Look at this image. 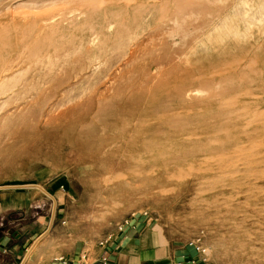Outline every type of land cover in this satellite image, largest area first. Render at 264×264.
<instances>
[{
	"label": "bare ground",
	"instance_id": "obj_1",
	"mask_svg": "<svg viewBox=\"0 0 264 264\" xmlns=\"http://www.w3.org/2000/svg\"><path fill=\"white\" fill-rule=\"evenodd\" d=\"M65 1L66 5L56 11L17 13L7 10L9 4L5 8L8 12H0L1 17L10 18L14 24L16 20L31 22L30 25L50 20L67 22L63 27H55L54 22L55 26L50 27L38 24L31 36H23V32L31 30L22 27L23 35L19 33L22 38L17 42L23 47L11 49L13 63H8V67L5 38H0V87L21 83L19 92L12 90L13 86L3 92L5 102L22 95V107H17L20 114L25 113L23 109L46 103L38 126L54 139V145L51 142L49 146L63 157H71L85 173L84 181L92 187L89 208L100 211L101 217L115 214L129 201L153 197L160 203L170 186L180 188L181 176L194 174L195 184L184 183L180 191L194 192L198 206L220 209L214 214L222 221L224 230L220 235L236 241L233 249L219 254L223 263L264 264V95L254 96L264 93V85L255 84L260 79L258 73L255 77L249 75L251 59L248 66L234 67L231 74H222L217 67L225 59L229 62V48L244 50L246 54L254 49L255 55H264V43L248 48V42L236 36L238 39L231 38L232 41L224 38L240 31L236 24L239 0ZM256 4L262 6L264 0H256ZM249 15L245 11V16ZM169 21L174 25H169ZM220 22L222 28L217 25ZM137 30L147 35L134 38ZM212 30L218 34L213 43L190 57L193 63L202 65L208 61L214 65L200 68L199 75L188 71L180 57L188 52L192 55L195 45L209 38ZM126 45L127 57L113 61L115 66L102 85L88 91L86 86L93 83L102 57ZM31 66H35L36 73L21 79L18 73ZM243 84L252 96L244 100L224 96L229 89H239ZM204 88L206 96H192ZM155 94L174 95L177 108L153 117L144 110L132 111L139 107L140 97ZM61 106L66 108L61 110ZM12 114L6 111L1 118L8 121ZM216 118L223 120L215 122ZM162 139H170L172 145L159 148L157 143ZM190 168H195V172ZM215 171L226 178L231 189L222 184L211 197H201L205 189H201L202 181L210 180ZM28 186L52 197L40 184ZM156 191H162V197L156 196ZM53 208L54 219L56 207ZM38 240L27 250L21 264L30 259Z\"/></svg>",
	"mask_w": 264,
	"mask_h": 264
},
{
	"label": "rangeland",
	"instance_id": "obj_2",
	"mask_svg": "<svg viewBox=\"0 0 264 264\" xmlns=\"http://www.w3.org/2000/svg\"><path fill=\"white\" fill-rule=\"evenodd\" d=\"M50 1L51 0H38V3H34L32 0H0V12H8L5 10V8L9 4L11 7H9L7 10L17 13L24 11L40 12L42 10V12L56 11L63 5H66L65 0H52V3H49ZM104 1L122 3L125 0ZM141 1L145 2V0ZM154 1L155 0H146V2ZM254 1L239 0L240 12L238 16L241 19L238 17V22H236V24L239 26L240 31L238 34L231 33L230 35H225V39L229 41H232L231 38H239L242 41L245 40L244 43L248 42V48L264 43V5L259 6L256 4V0ZM253 3H255V5ZM33 4L35 6H32ZM254 9L257 10L255 11ZM245 11L250 13V15L245 16ZM78 20H82V17ZM147 20H149V18ZM53 22L54 21L51 20L43 23L32 22L31 25L29 24L31 22H24L26 23L25 25L23 22H18L16 20L15 23L19 24L15 26L16 24H14L13 20L10 18L8 19L1 17L0 15V38H5V46L7 48H3L6 49L5 52L9 56H7L8 62L6 63V66L8 67V63L10 64V62H12L10 60L12 55L9 53L11 49L16 46V49L21 50V47H23L18 43L23 34V36H27L29 33V36H31L35 33H33V31L36 30V26L38 24H43V26L45 25L50 27L53 26L54 23L56 25L58 21H55L54 23ZM27 23L29 25H27ZM168 24L174 25L173 21H169ZM58 25L63 27V25H67V22L57 23V26L55 27H58ZM152 25H154V22ZM217 25L220 27L224 26L221 22ZM15 27L17 28L15 29ZM22 27H25V30L27 29V31H31L26 32L23 30L25 33L23 32L22 34V30H20ZM251 27L254 28L251 29ZM257 31L262 32V35H260V33ZM133 33V36L135 35L134 38L139 39L147 35V32L142 33L141 30H137V32L134 31ZM211 33L212 35L209 37L210 39L205 37L200 43L195 45L197 49L194 50L192 55L188 52L189 54L187 53L180 57L184 67H186L188 71H194L199 75L201 70L200 68H211V64L213 63L207 64L208 61H204L201 63L202 65H199L200 63H193L192 58L190 57H194L196 54L203 52L210 43H213L212 39L214 40L217 38L216 36H218V34H216L217 30H212ZM251 33L253 34L252 36ZM16 38L19 39L16 40ZM133 40H131V42ZM126 46L122 47L121 49H117L114 51L115 53L113 52L108 56L106 55L102 57L103 59L105 58L104 60L98 57L99 60L102 59V64L96 68L95 78L91 81L93 83L89 85L85 84L87 85L86 87L88 91L96 90L102 85L103 81L106 80V74L115 66L113 65V61L127 57L125 55L128 53L129 45ZM252 50L254 49H251V51L246 54V51L244 50L241 51L229 48L231 56L227 57L229 62H227V59H225L226 62H222V64H219L217 67L220 68L222 74H231L236 70L234 67L239 69L240 67L248 66L249 64L247 63L250 61L249 59H251V61H253L249 67V72L251 73H249V75L251 77H255L258 73L257 77L260 79L258 81L256 80L255 84L260 83L264 85V55L262 57L261 55H255L254 51ZM235 54H237V57L234 56ZM43 57L45 58V56ZM234 57L237 59L236 62H234ZM40 58H42V56ZM186 65H190L192 68H188L189 66ZM213 68L215 69L216 67L213 66ZM57 69L58 70L56 71L59 72V68ZM250 69L253 70V72H251ZM34 72L35 66H31L26 71L23 68V71L18 74L20 75L21 79H26ZM13 84L14 83L10 82L0 87V185L8 186V188H0V203H2V201L7 203V206L0 207V230L7 233V235L10 237V243L16 241L18 233H28V236L25 240V242H27V247L23 253L25 255L27 250L39 239L37 248L33 251L34 253H32L30 259L24 264H46L52 258L66 255L78 243L84 245L86 244L92 248L101 238L113 233L126 219L132 215L140 213H146L147 215H151L156 218L158 227L170 238L177 239L182 242H194L200 245V247L205 250L203 253L210 264H226L223 263V260L219 254L225 250L233 249L236 246V241H230L220 235L224 230L221 225L222 221L220 220L219 215H214L215 211L220 209L217 207L205 209L201 205L198 206L194 198V192L192 194L191 192H188V189L180 191L184 183L188 182L189 184H195L197 177L194 174L188 173L184 174V176H181L179 178L181 180V189L179 187H175L174 185L170 186L164 198L159 199L160 203H156L153 197L135 202L129 201L125 208H121L115 212V214L108 215L105 218L101 217L100 211L89 208L92 187H89V185L84 181L85 173L78 168L77 162H75L73 159L72 161L71 157L67 156V158H65L62 154L58 153L57 150L54 151V149L49 146L50 143L54 141V139L49 137L38 126L40 119L43 118L42 113L46 103L43 102L37 104L29 108V110L23 109L25 113L20 114L19 110H17V107H22L21 105L24 102V99L20 98L22 95L14 96L10 101L5 102L6 98L3 94V92L7 91L13 86ZM20 84L17 83V85L13 86L11 89L16 91L18 90L17 92H19ZM218 85L219 84L215 86ZM234 89H229V92H226V94L228 93L229 95L224 94V96H231L232 99L237 98L238 100H244L248 96H252L246 93L245 84H243L241 88L239 87V89ZM196 93H193L192 96L203 97L206 96L207 91L204 88L200 89ZM261 94L264 95V93H255L254 96L259 97ZM171 96L172 95L170 94H155L154 97H158L159 99H154V97L146 98V96H142L140 97L141 100L138 99V101H140L139 107H136V109H133L132 111L134 113L139 112V110V113H141V110L147 111L146 113L149 117H153L155 114L158 115V113L163 114L165 111H170L172 108H177V105L174 104L175 101L172 100L174 95L172 97ZM163 98L165 99L163 100ZM155 102L159 103L154 104ZM159 107L164 108H161L163 109L161 111ZM60 108L63 110L66 108V106H61ZM6 111H9L13 114L8 121L4 122L1 117ZM222 120L223 119L221 118H216L215 122H221ZM163 145H172L170 143V139H162L157 143V146H160L159 148H161ZM47 148L49 150L51 149L50 152H48ZM141 155L145 157V152L141 153ZM53 160L57 162L54 163ZM153 168L156 169L157 167ZM190 170L193 172L195 168H190ZM225 171L227 170L225 169ZM29 184H40L52 195V197L44 194L36 187L28 186ZM222 184L225 186V188H228L227 190L231 189L223 175H218L216 171L213 172L210 180L206 179L202 181L201 189L204 187L205 189L201 191V197H211L216 192H219L218 186ZM161 193L162 191H156L155 195L162 197ZM98 199H100V197H98ZM53 207H56L54 219ZM203 218L206 219L203 221ZM30 233L39 234L38 238L33 237L34 239L32 240L34 241L30 240ZM219 256L220 259L218 258ZM23 260L24 258L20 259L18 264H20Z\"/></svg>",
	"mask_w": 264,
	"mask_h": 264
},
{
	"label": "crops",
	"instance_id": "obj_3",
	"mask_svg": "<svg viewBox=\"0 0 264 264\" xmlns=\"http://www.w3.org/2000/svg\"><path fill=\"white\" fill-rule=\"evenodd\" d=\"M5 206L7 203L2 201L0 207ZM38 235L30 233V240L38 238ZM27 236L26 232L18 233L16 241L10 243L7 233L0 230V264H18L24 258ZM103 251L109 255V264H210L200 245L170 238L158 227L156 218L146 213L126 219L112 233V238L105 247L96 243L91 248L78 243L62 256L80 259L88 264H99V256ZM53 260L54 258L46 264Z\"/></svg>",
	"mask_w": 264,
	"mask_h": 264
},
{
	"label": "built area",
	"instance_id": "obj_4",
	"mask_svg": "<svg viewBox=\"0 0 264 264\" xmlns=\"http://www.w3.org/2000/svg\"><path fill=\"white\" fill-rule=\"evenodd\" d=\"M121 225H122V223L119 226H121ZM111 238H112V233L101 238L98 241V244L102 247H105ZM202 251L204 252L205 250L202 249ZM49 264H88V263H86V261H83L80 259L79 260H73V259L66 258L64 256H60V257L54 258V260ZM99 264H109V255L106 251H103V253L99 256Z\"/></svg>",
	"mask_w": 264,
	"mask_h": 264
},
{
	"label": "water",
	"instance_id": "obj_5",
	"mask_svg": "<svg viewBox=\"0 0 264 264\" xmlns=\"http://www.w3.org/2000/svg\"><path fill=\"white\" fill-rule=\"evenodd\" d=\"M51 225V224H50Z\"/></svg>",
	"mask_w": 264,
	"mask_h": 264
}]
</instances>
